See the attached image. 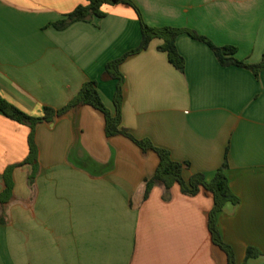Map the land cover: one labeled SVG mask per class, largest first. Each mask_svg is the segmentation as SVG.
<instances>
[{"label": "crops", "instance_id": "0c3cea01", "mask_svg": "<svg viewBox=\"0 0 264 264\" xmlns=\"http://www.w3.org/2000/svg\"><path fill=\"white\" fill-rule=\"evenodd\" d=\"M150 27L195 31L214 45L233 46L235 58L257 63L264 53V0H132ZM85 0H0V97L30 116L58 110L83 83L97 81L114 114L115 80L105 65L138 47L140 24L130 6L105 5L102 18L63 30L53 23ZM162 40L131 55L124 77L121 125L187 163L184 178L210 182L224 170L237 204L217 215L222 240L236 264L248 248L264 264V72L223 67L212 50L187 34L176 38L184 71L158 50ZM31 130L0 112V194L4 172L11 194L0 203V264H227L208 230L212 195L164 199L145 181L159 163L128 138L106 137L102 113L80 106L34 128L35 169L23 164Z\"/></svg>", "mask_w": 264, "mask_h": 264}, {"label": "trees", "instance_id": "16d2710c", "mask_svg": "<svg viewBox=\"0 0 264 264\" xmlns=\"http://www.w3.org/2000/svg\"><path fill=\"white\" fill-rule=\"evenodd\" d=\"M115 4H124L134 9L140 24L141 40L138 47L126 52L124 55L115 60L107 62L105 65L101 79L116 81V88L113 97L114 114H111L103 104L97 89L98 83L95 80L83 83L77 95L64 107L58 110L45 107L43 109V114L38 117L28 115L12 103L0 97V112L8 119L20 125H26L31 130L28 137V156L25 161L21 163V165L29 164L33 169L36 167L38 148L34 141L35 126L41 123L50 122L54 117L63 116L74 108L80 106H90L102 113L104 117V132L106 137L121 135L132 141L143 152L151 150L157 154L159 163L152 177L145 181L146 187L144 199L148 197L152 186L157 182L162 183L165 187L163 196L164 199H168L169 191L175 184L178 185L180 193L187 197H195L202 189L206 190L212 195L213 206L208 214V230L211 236V241L226 255L227 264H236L234 260V253L231 247L222 240L216 226L217 215L219 212H221L224 205L229 202L232 204L238 203V199L231 193L228 186V179L224 172L227 167L226 162H224L223 165L216 171L213 179L210 182L205 180L202 173L191 174L186 179L184 178L183 174L188 168L187 163H180L172 160L168 151L153 146L152 143L147 139L140 140L134 138L121 125V103L123 96L124 77L120 71V66L127 57L146 50L152 40L160 39L162 40V44L158 46V50L166 53L169 63L172 64L176 70L183 72L185 62L176 48V38L180 34H187L192 39L208 46L216 56L221 66H236L244 68L252 72L255 77H258L261 72H264V53L259 62L245 63L235 58L237 51L235 47L216 46L208 38L199 35L195 31L172 27H150L144 22L139 9L134 5L132 0H85L84 4L77 6L72 12L65 15L63 19L53 23L52 25L57 30H63L74 22H87L92 17L102 18L106 15L105 12L102 11V8L105 5ZM14 167L15 166L8 167V169H6L3 174L5 189L0 194V203L2 204L5 203L11 194L12 187L10 173ZM260 255L261 254L256 249L248 248L246 251V261L243 264H248L247 260L249 258H256Z\"/></svg>", "mask_w": 264, "mask_h": 264}]
</instances>
